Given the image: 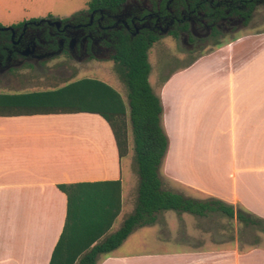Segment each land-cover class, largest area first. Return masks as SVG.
<instances>
[{
  "label": "crops",
  "instance_id": "crops-1",
  "mask_svg": "<svg viewBox=\"0 0 264 264\" xmlns=\"http://www.w3.org/2000/svg\"><path fill=\"white\" fill-rule=\"evenodd\" d=\"M156 94L169 138L165 190L217 198L264 219V31L170 73ZM123 161L98 114L0 117V264L51 263L68 210L60 185L120 181L122 212ZM191 218L183 219L186 230L170 220L169 248L120 252L122 244L97 264H264V248L216 245Z\"/></svg>",
  "mask_w": 264,
  "mask_h": 264
},
{
  "label": "trees",
  "instance_id": "trees-1",
  "mask_svg": "<svg viewBox=\"0 0 264 264\" xmlns=\"http://www.w3.org/2000/svg\"><path fill=\"white\" fill-rule=\"evenodd\" d=\"M128 0H89L90 11L119 10ZM264 1V0H263ZM257 2L247 0L246 26L253 18ZM85 12L66 19L80 21ZM1 27V26H0ZM178 38V34H174ZM0 39H9L0 30ZM159 40L145 33L131 39L119 34L116 55L112 58L121 80L128 87V104L107 83L83 78L47 91L28 93L0 92V117L36 114L92 113L109 124L120 160L129 154V133L134 137L139 188L135 209L122 226L107 236L121 212V183L94 182L60 185L68 199L65 227L50 264H97L100 255L118 249L140 227L157 223L162 212L175 211L196 217L220 213L236 220L245 230L264 234V219L226 202L210 197L199 200L163 189L160 170L169 146L163 126V105L150 82L149 50ZM129 122V124H128ZM104 239V240H103Z\"/></svg>",
  "mask_w": 264,
  "mask_h": 264
},
{
  "label": "rangeland",
  "instance_id": "rangeland-1",
  "mask_svg": "<svg viewBox=\"0 0 264 264\" xmlns=\"http://www.w3.org/2000/svg\"><path fill=\"white\" fill-rule=\"evenodd\" d=\"M89 0H0V26L15 27L23 22L39 20L52 16L66 20L88 9ZM264 31V5L257 6L250 23L235 32L225 34L218 40L211 39L199 50L189 52L179 38L163 37L149 50L151 73L149 82L158 93L159 86L168 75L190 65L198 57L210 53L215 48L225 45L249 32ZM83 78L101 80L120 93L128 104V87L121 80L112 59L97 58L79 63L69 53L54 56L39 65L27 63L20 68L9 70L0 76V92L27 93L47 91L64 86ZM129 124V122H128ZM129 154L123 161V181L126 203L120 216L117 217L107 236L115 233L135 209L139 188L138 165L135 160L134 137L129 133ZM160 176L164 179L163 169ZM163 189H165L163 187ZM169 191L181 193L187 197L200 199L191 192L179 187ZM191 218L189 225L207 232V239L216 245H231L236 240L241 249L253 247L264 248V234L257 229H244L236 220L229 219L220 213H212L207 217H196L188 213L166 211L159 214V219L152 226L137 228L119 248L120 252H133L141 249L150 251L160 247L169 248V223L175 218L179 221L178 228L186 230L188 225L184 220ZM167 222V223H166ZM166 234V236H165ZM104 240V239H103Z\"/></svg>",
  "mask_w": 264,
  "mask_h": 264
},
{
  "label": "flooded vegetation",
  "instance_id": "flooded-vegetation-1",
  "mask_svg": "<svg viewBox=\"0 0 264 264\" xmlns=\"http://www.w3.org/2000/svg\"><path fill=\"white\" fill-rule=\"evenodd\" d=\"M254 1L264 5L263 0ZM247 11V0H128L116 11L88 7L82 20H61L59 27L55 24L59 19L52 16L23 22L13 30L0 27L9 36L7 42L0 39V76L63 53L79 63L112 59L119 34L133 39L145 33L158 38L177 33L181 44L193 52L211 39L246 27Z\"/></svg>",
  "mask_w": 264,
  "mask_h": 264
},
{
  "label": "water",
  "instance_id": "water-1",
  "mask_svg": "<svg viewBox=\"0 0 264 264\" xmlns=\"http://www.w3.org/2000/svg\"><path fill=\"white\" fill-rule=\"evenodd\" d=\"M55 24L59 27L62 24V21L58 20L55 22ZM3 30H13V28L7 27V28H4ZM72 47H73V42L70 43V48H72Z\"/></svg>",
  "mask_w": 264,
  "mask_h": 264
}]
</instances>
